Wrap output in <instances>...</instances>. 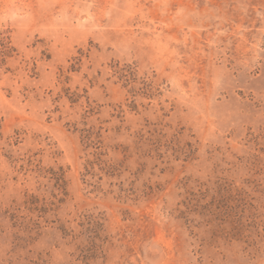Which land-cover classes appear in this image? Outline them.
Here are the masks:
<instances>
[{
    "label": "rangeland",
    "instance_id": "374dc122",
    "mask_svg": "<svg viewBox=\"0 0 264 264\" xmlns=\"http://www.w3.org/2000/svg\"><path fill=\"white\" fill-rule=\"evenodd\" d=\"M1 37L0 264H264V0H0Z\"/></svg>",
    "mask_w": 264,
    "mask_h": 264
},
{
    "label": "trees",
    "instance_id": "16d2710c",
    "mask_svg": "<svg viewBox=\"0 0 264 264\" xmlns=\"http://www.w3.org/2000/svg\"><path fill=\"white\" fill-rule=\"evenodd\" d=\"M15 52V48L11 45V42L6 37L0 38V63L6 61L8 57H11ZM58 179H62L58 177ZM63 180V179H62ZM101 219L96 220V225L98 228V238H101V231L103 230V223L100 221Z\"/></svg>",
    "mask_w": 264,
    "mask_h": 264
}]
</instances>
